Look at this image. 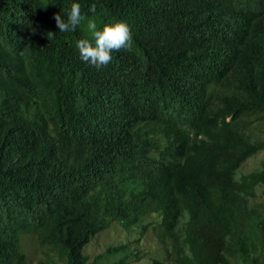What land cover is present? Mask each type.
Masks as SVG:
<instances>
[{
	"label": "trees",
	"instance_id": "16d2710c",
	"mask_svg": "<svg viewBox=\"0 0 264 264\" xmlns=\"http://www.w3.org/2000/svg\"><path fill=\"white\" fill-rule=\"evenodd\" d=\"M76 2L99 27L125 21L132 50L95 68L83 22L54 19L73 0H0V264H31L26 233L39 264H89L114 223L158 238L153 264H264V162L237 177L264 151L247 134L264 119V0Z\"/></svg>",
	"mask_w": 264,
	"mask_h": 264
},
{
	"label": "rangeland",
	"instance_id": "374dc122",
	"mask_svg": "<svg viewBox=\"0 0 264 264\" xmlns=\"http://www.w3.org/2000/svg\"><path fill=\"white\" fill-rule=\"evenodd\" d=\"M96 23L99 27L97 20ZM83 29L91 37L87 30L86 21L83 22ZM247 134L255 139L254 141L264 139V119L253 123ZM263 162L264 151L249 158L240 168L237 177L240 179L244 174L259 171L262 169ZM257 193L258 197L252 201V207L259 212L264 220V196L259 187ZM184 223L185 219L182 220L180 228L183 227ZM138 233L140 234L139 231ZM138 233L137 231L127 232L121 225L114 224L108 231L97 236L93 243L89 244L90 246L88 245L84 250V254L87 255L88 253L89 264H93L95 257L100 255L103 258L98 264H116L122 260H125L126 264H152L154 258L164 260L165 253L163 250H159L160 247L156 242L157 240H155L158 238L154 237L152 233L140 238ZM124 247L126 248L124 249ZM23 248L29 256L31 264H39L42 259L47 258L46 252H48V249L41 246L29 233L23 235ZM136 255L139 257L136 258Z\"/></svg>",
	"mask_w": 264,
	"mask_h": 264
},
{
	"label": "clouds",
	"instance_id": "9594fccd",
	"mask_svg": "<svg viewBox=\"0 0 264 264\" xmlns=\"http://www.w3.org/2000/svg\"><path fill=\"white\" fill-rule=\"evenodd\" d=\"M89 13H91V17L82 12L80 3L73 0V3L64 13V16H62L60 12L54 15L59 32L75 31L82 22L86 21L87 30L90 33L91 38H82L76 42V48L79 51V56L82 61L95 68L106 67L112 61V53L114 51L119 52L121 49L127 51L132 50L133 34L129 25L125 21L116 20L115 22L104 23L102 27H98L96 20L94 19L97 13V5L95 3L89 6ZM255 211L257 212L258 219L263 220L259 215V212L256 209ZM114 224L121 225L128 232L122 224ZM135 257L138 258L139 256L136 255ZM121 262H124L125 264L127 263L125 260L118 263Z\"/></svg>",
	"mask_w": 264,
	"mask_h": 264
},
{
	"label": "water",
	"instance_id": "95a60500",
	"mask_svg": "<svg viewBox=\"0 0 264 264\" xmlns=\"http://www.w3.org/2000/svg\"><path fill=\"white\" fill-rule=\"evenodd\" d=\"M3 115H6V116H8L10 118V115L7 112H1L0 113V116H3Z\"/></svg>",
	"mask_w": 264,
	"mask_h": 264
}]
</instances>
